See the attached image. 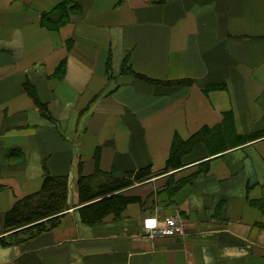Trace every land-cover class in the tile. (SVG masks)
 <instances>
[{
  "label": "crops",
  "instance_id": "crops-1",
  "mask_svg": "<svg viewBox=\"0 0 264 264\" xmlns=\"http://www.w3.org/2000/svg\"><path fill=\"white\" fill-rule=\"evenodd\" d=\"M60 1L0 0V264H264V0H75L49 29ZM148 166L126 189L139 201L82 221L80 174ZM46 172L68 176L70 208L3 245L6 213ZM175 213L184 238L144 230Z\"/></svg>",
  "mask_w": 264,
  "mask_h": 264
},
{
  "label": "trees",
  "instance_id": "trees-1",
  "mask_svg": "<svg viewBox=\"0 0 264 264\" xmlns=\"http://www.w3.org/2000/svg\"><path fill=\"white\" fill-rule=\"evenodd\" d=\"M75 0H61L56 7L42 15V25L49 29H58L66 23L73 10L78 9ZM125 59L122 71H131V66ZM66 67L63 59L56 69V76L62 77ZM140 76V74L135 73ZM29 93L37 100L33 86H27ZM48 116L49 110L44 103H38ZM198 139H176L167 163V168L174 163L179 164L190 152ZM151 167L140 168L116 175L113 171L97 169L90 175L80 174L78 177V192L80 215L84 223L95 225L102 222L106 216H119L128 204L139 201L135 195H129L126 189L136 182H142L151 175ZM69 180L67 175L46 172L41 188L23 198L18 199L5 215V229L10 234L1 237L3 245L24 242L55 228L61 217L70 208L68 203Z\"/></svg>",
  "mask_w": 264,
  "mask_h": 264
},
{
  "label": "built area",
  "instance_id": "built-area-1",
  "mask_svg": "<svg viewBox=\"0 0 264 264\" xmlns=\"http://www.w3.org/2000/svg\"><path fill=\"white\" fill-rule=\"evenodd\" d=\"M143 223L144 230L151 236L168 235L184 238L186 235L184 218L182 219L178 213L146 217Z\"/></svg>",
  "mask_w": 264,
  "mask_h": 264
},
{
  "label": "bare ground",
  "instance_id": "bare-ground-1",
  "mask_svg": "<svg viewBox=\"0 0 264 264\" xmlns=\"http://www.w3.org/2000/svg\"><path fill=\"white\" fill-rule=\"evenodd\" d=\"M157 236H165V235H157ZM173 237H175V236H173ZM177 238H179V237H177Z\"/></svg>",
  "mask_w": 264,
  "mask_h": 264
}]
</instances>
